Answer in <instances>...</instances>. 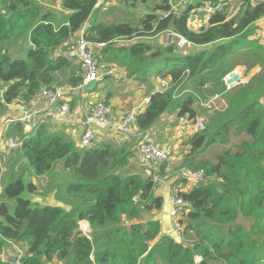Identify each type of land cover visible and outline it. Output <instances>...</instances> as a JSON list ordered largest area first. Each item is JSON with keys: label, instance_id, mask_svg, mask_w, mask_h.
<instances>
[{"label": "trees", "instance_id": "obj_1", "mask_svg": "<svg viewBox=\"0 0 264 264\" xmlns=\"http://www.w3.org/2000/svg\"><path fill=\"white\" fill-rule=\"evenodd\" d=\"M99 1L60 0V8L69 13L60 24L35 0H0V117L8 115L6 109L13 104L30 106L45 88L81 86L80 67L62 53L109 0ZM122 1L134 6L152 0ZM213 1L196 0L177 13L162 0L153 9L158 15L148 13L135 24L105 23L101 16L102 21L94 20L85 33L95 59L116 61L129 76L139 73L144 82L150 76L169 80V88L150 95L136 117L139 133L151 130L165 114L195 119V98L207 85H220L232 68L229 59L238 53H245L254 67L262 66L251 77L250 66L238 65L246 82L226 93L227 108L209 116L205 129L187 141L190 152L181 168L203 171L207 182L177 192L186 204L179 219L182 241L163 234L158 220L136 222L144 212L160 211L163 199L155 196L156 183L150 177L123 173L133 152L112 145L79 151L72 140L41 125L28 137L21 135L22 146L5 171L10 175L0 197V248L6 242L25 246L21 264H195L196 259L207 264H264V48L251 39L255 24L264 17V0L245 1L238 16L212 15L206 26L192 30V9ZM165 33L187 41L183 55L175 53L173 44L152 47L146 42ZM25 43L30 45L26 51ZM203 46L211 50H197ZM13 54L25 57L13 59ZM186 78L196 94L184 91L178 96L175 91ZM104 101L109 105L108 97ZM233 128L248 139L218 153L214 163L197 160L210 146L226 145ZM57 163L72 182L57 192L56 204L42 198L31 202L28 195L37 196V187L27 178L42 177ZM81 221L89 224V238L78 231Z\"/></svg>", "mask_w": 264, "mask_h": 264}, {"label": "built area", "instance_id": "obj_2", "mask_svg": "<svg viewBox=\"0 0 264 264\" xmlns=\"http://www.w3.org/2000/svg\"><path fill=\"white\" fill-rule=\"evenodd\" d=\"M235 0H214L212 3H205L198 6L191 11V16L197 15L202 18H208L212 15L223 14L225 9L231 5ZM186 4H180L177 8H173V12L179 13L184 10ZM176 9V10H175ZM166 17V16H165ZM89 26L87 24L73 36L70 47L66 53H62L80 67L82 73V84L77 89H68L66 87L45 88L38 96L43 102L42 107H30L28 109H21L19 116L14 118L16 124L20 125L25 137L36 131L41 125H44L47 118L55 116V119L60 124H65L71 130H80L81 135L75 142V147L79 151H84L90 148L97 129H112L117 134L129 136L134 129L136 121V114L134 112L126 114L118 124L114 125L111 122V108L107 105L103 98L98 97L94 103L81 115L74 111L69 106L68 96H71L74 91L77 94H83V87L89 82H99V68L96 59L91 51L93 44L86 40L85 33ZM178 50H182L187 42L183 38H172ZM103 47V45H96ZM225 93H228L244 84L242 73L237 70H230L221 79L220 82ZM169 88V80L160 81V90L166 91ZM96 90V88H95ZM82 96V95H81ZM209 103L218 99L217 96L209 98ZM56 110V112H55ZM12 123V119L6 120L5 124ZM4 124V125H5ZM4 125L0 128V175L4 176L7 155L13 151L19 150L22 146L23 138H15L12 134H5L3 131ZM196 129L198 131L203 129V125L197 122ZM136 152L141 160V169L144 175L150 177L155 183L164 184L165 181L170 180V185L173 186L175 182L180 181L186 184L187 188H194L201 184H206L207 180L203 171H194L187 168H181L172 178L160 177L159 171L165 164H167L174 155V150L171 144H156L151 137V131L145 130L138 132V143ZM2 192V178H0V197ZM36 200V199H35ZM33 202V201H31ZM169 210L168 216L173 222L174 230L178 235L182 234V227L179 223L181 215L186 211V204L177 197V192L168 190ZM78 231L82 236L89 238L90 228L87 222H79ZM0 240H3L0 238ZM25 254L20 244L13 242H6L5 247L0 248V261L7 262L9 258H13L14 264H21V259ZM10 256V257H9ZM200 259L195 260L198 264Z\"/></svg>", "mask_w": 264, "mask_h": 264}, {"label": "crops", "instance_id": "obj_3", "mask_svg": "<svg viewBox=\"0 0 264 264\" xmlns=\"http://www.w3.org/2000/svg\"><path fill=\"white\" fill-rule=\"evenodd\" d=\"M35 1L43 5V7L47 11H50L51 13H53L56 16V19L60 24H64L69 13L63 11L60 8V0H35ZM99 2L100 4H102L104 0H100ZM110 7H113V6H110V3L105 2L104 7L101 8L99 11H97L95 14H93L89 18L87 25L88 26L89 24L91 25V23L94 20L96 21L103 20L104 22V20L107 18V14H105V12ZM110 10H112V8H110L109 11ZM99 13L101 14L98 16ZM101 16H102V20L100 18ZM141 19H143V17L139 18V20ZM120 21H123V19H121ZM255 28L256 29L251 39L258 40L259 44L262 45L264 48V17L255 24ZM170 34L171 33L163 34L166 37V42L164 44L163 43L159 44L158 47L160 46L164 47L167 45L175 44L172 42V36ZM146 40L148 41L149 38ZM168 40L170 42L169 44H167ZM178 51L179 50L177 48V52ZM101 62H103V59H101ZM104 65L108 66V71H104L101 68L99 69L100 78L96 86V90H94L93 92L89 94H84V93L77 94V92L74 91V93L71 96H68L69 103H71L73 107L72 109L81 115H83L86 112V110L90 107L92 103L95 102V100L98 97H101V96L104 98L108 97V104L111 108V121H112V124L116 125L128 113L134 112L136 116H138V114H140L145 109L150 95H152L155 92L161 91L160 90V80L158 77L150 76L149 78L145 79V82H144L142 81L143 78L141 77L139 73L129 76L127 69L119 65L116 61L108 62L107 64L104 63ZM259 69H260L259 66H255L254 68H251L249 71L250 75L253 76ZM32 106L42 107L43 102L40 100L39 97H37L35 101L31 103L29 108ZM21 109H23L22 106L17 105V104L8 106L6 109L8 112V115L7 117L3 119V121H0V127H2L5 124L6 120H10L12 115L19 116ZM174 115L176 114H170V115L166 114L162 116L161 118H159L155 126L150 131H151L152 140L156 144H161V145L166 144V143L171 144L174 150V154H175V145L179 143V140H176V141L174 139H171L170 141L163 140L164 136L168 132V127L179 123L180 125L178 127H181L182 129L178 131V127H175L177 128L175 129V131L176 132L178 131V133L184 135L185 139L188 136L191 138L196 133V131L194 130L192 125H190L191 120H188V118L186 117L177 118ZM174 117H176V119H174ZM170 119H173V120L169 121ZM44 126H45L44 129L47 132L57 133L61 136H64L67 140H72L74 144L81 135L80 130L73 131L69 129L67 125L60 124L55 119V116H51L47 118V120L44 123ZM182 135H180V137L179 135L177 136L180 139ZM137 143H138V132L136 131L135 128L133 129L132 134L129 136L119 135L112 129H97L91 146L92 147H103L107 145L109 146L112 145L115 147H122L126 149L127 151L133 152V157L129 160V164L124 169L123 173H126V174L137 173L138 174V173H142V169H141V160L139 158V155L136 152ZM170 183L171 181L167 180V182L165 181L164 184H160V183L158 184V187H157L158 193L155 191V196L161 197L163 199V204H162L161 210L158 211V214L152 220H158L160 222L163 234L171 235L173 237L172 234H169L170 229H171V222L168 216V210H169L168 190L172 191L171 188L174 187L175 192H178V191L188 192V190H190L191 188H187L185 186L183 188V185L171 186ZM38 201H40V199H38Z\"/></svg>", "mask_w": 264, "mask_h": 264}, {"label": "rangeland", "instance_id": "obj_4", "mask_svg": "<svg viewBox=\"0 0 264 264\" xmlns=\"http://www.w3.org/2000/svg\"><path fill=\"white\" fill-rule=\"evenodd\" d=\"M195 1L196 0H166V3L169 4V6L171 7V10H172L175 7L177 8L180 4H186V6H188L190 4L195 3ZM245 1H249L250 3L254 4L258 0H235L231 5H229L225 9L224 14H226V16H238L239 13L241 12V9L244 7ZM107 2L110 3V6H113V7H110V8H112V12L109 11L110 8H108L107 11L105 12V14H107V18L105 19L104 22H106V23L119 22L121 19H123L124 22H130L132 24H135L138 22L140 17L144 18L145 15H147L148 13H153L154 7L158 4H161L162 0H152V1L148 2L147 4H141L140 2H137L134 6H130L129 3H126L122 0H109ZM154 13L158 15L160 12H154ZM100 14L101 13H99L98 16ZM206 24H207V18H205V17L202 18V16H197V15L190 16V19L188 22L189 27L194 31L198 30L199 28L206 26ZM170 35H172V34H170ZM137 40H139V39H135L132 42H127V41L121 40V41H119V44L129 45V44L134 43ZM146 42L148 44H150L152 47H158L159 44H162V43L164 44L166 42V37H165V35L160 34L154 38L149 39L148 41L146 40ZM169 43L170 42L168 40L167 44H169ZM173 46H174V51L176 54L183 55V51H182V53H181V51L177 52V47L175 46V44H173ZM24 48L26 51L27 49L30 48V45L28 43H25ZM207 49L211 50V47L210 46H203V47H199L197 50H206L207 51ZM24 57H25V55L17 56L16 54L15 55L13 54V59H16V58L23 59ZM96 60H97L99 69L101 68L104 71H108L107 65L101 64V60H99V59H96ZM240 64H242L244 69H247L249 66L251 68H254V66L252 63H250L246 59L245 53H242V52H240L237 55H235L234 57H232V59H229V61H228L229 68L232 67L231 70H237L240 74L242 73L244 83H245L246 82V77L244 76L245 72H242L239 69L238 65H240ZM257 66H259V65H257ZM259 67H260V69L253 76L260 73L262 66H259ZM253 76H251V77H253ZM262 76H264V74ZM99 89H100V87H99ZM184 91H192L193 93L196 94V92L194 90L193 82L190 81L189 78H186L185 83L181 86V88L179 90H176L175 92H178L177 93L178 96H181V95H183ZM225 92L226 91L223 90L221 84L218 87H212L210 85H207L202 90V96L197 95V98H195L194 105H193V109L196 111V118L195 119H189L188 118V120H191L190 125H192V127L194 128V130L196 132H201L202 130L205 129L209 116H211L212 114L221 113L227 108L226 96L228 93L226 94ZM212 96L213 97L217 96L218 99L213 100L211 103H209V100H210L209 98H211ZM101 98L104 99V97H102V96H101ZM261 102L264 105V99ZM22 108L28 109L29 106L28 107L22 106ZM207 113H209V114H207ZM18 114H19V112H18ZM167 115H170V114H167ZM6 116H7V113H5L2 117H0V121H3V119ZM17 116L18 115H14V116L12 115V117L10 118V119H12V123L5 124L3 131H6V132L9 131L8 134H12L13 137L20 139L21 135H25V133L22 131V133L18 134V132H17L18 126L16 124V120H13L14 118H17ZM174 116H176V115H174ZM176 117H174V119H176ZM186 118H187V116H186ZM171 120H173V119H170L169 121H171ZM197 122H200L203 125V129L200 131L196 130V128H195ZM179 125L180 124L178 123V124L171 125L170 127H168V132L166 133V135L164 136V139H163L166 141H170L171 139H174L175 141L179 140V143L175 145V154L173 155L172 159L167 164H165V166H164V170H163L164 174L163 175L158 174L162 178H164V177L172 178L174 176V174L176 173V171L181 169L182 161L187 156V154H189V152H190L189 146H187L188 145L187 141L190 137L188 136L185 139L184 135L178 133V131H180L182 129L181 127H178ZM175 127H178L177 132L175 131V129H177ZM176 134L179 135V137H180V135H182L181 138L179 139ZM227 138H228V141H227L226 145L210 146L203 155H200L197 158V160H199V159H202L205 161L208 160V161L214 163L216 161L215 156L218 153H220L224 149L233 150V149H235V146L237 144H239L241 141L248 139L244 134H237L235 131V128H233V130L230 131ZM91 147L92 146H90V148ZM17 151L18 150L13 151L10 154V156L7 155V164L5 166L6 167L5 171L9 169L8 167L12 163L13 156L15 155V153ZM24 163L25 162L22 161L20 163V165L24 164ZM61 164L62 163H57L54 166V168L48 174H46L42 177H39V178L28 177L27 178L28 182H31L32 184H34L37 187V196L35 194L34 195H28L29 199L31 201L34 202L35 199H36L35 201H38L37 198L39 197L40 200L46 199L45 202L54 203V204L57 203V200H58L57 192H59V194H61L64 191V187L68 183L72 182V177L70 176V174H68L66 171H64L62 169ZM14 169L16 170L17 168L15 167ZM9 175H10V171H8V173L4 176L0 175V178H2V185H3V183L6 184L8 182ZM145 177H148V176L145 175ZM34 178H36V179H34ZM183 183L184 182L177 181L174 183V185L175 186L183 185V188H184V186L186 187V184L184 183L185 184L184 185ZM158 184L159 183H156V190H155L157 193H158V189H157ZM171 190H172V192H175L174 187H172ZM157 214H158V211H156V210H151L148 213L144 212L141 214L140 218L136 222L145 223L146 221H149V220H152L153 218H155ZM170 222H171V229H170L169 234H172L176 240L180 239L182 241L183 236H181V234H180V236H178V233H176L174 230L173 222L171 220H170ZM22 249L24 250L25 246L22 245ZM48 264H61V263L51 262Z\"/></svg>", "mask_w": 264, "mask_h": 264}, {"label": "water", "instance_id": "obj_5", "mask_svg": "<svg viewBox=\"0 0 264 264\" xmlns=\"http://www.w3.org/2000/svg\"><path fill=\"white\" fill-rule=\"evenodd\" d=\"M174 38H178L177 36L173 35ZM97 86V82L96 81H92V82H89L88 84H86L83 89H82V92L84 94H89L91 92H93L95 90ZM8 262L10 264H14V260L13 259H8ZM198 264H207L205 263L203 260L200 259V261L198 262Z\"/></svg>", "mask_w": 264, "mask_h": 264}, {"label": "clouds", "instance_id": "obj_6", "mask_svg": "<svg viewBox=\"0 0 264 264\" xmlns=\"http://www.w3.org/2000/svg\"><path fill=\"white\" fill-rule=\"evenodd\" d=\"M173 35H175V34H172L171 36H172V38H174L173 37ZM175 36H177V35H175ZM178 38H180L179 36H177ZM185 40V39H184ZM186 41V40H185ZM187 42V41H186ZM186 46H188V43H187V45ZM185 48V47H184ZM184 48L182 49V50H180L181 51V53H182V51L184 50ZM179 52V51H178ZM229 72V71H228ZM9 259H13V258H9ZM7 262H8V260H7ZM9 263V262H8ZM10 264V263H9Z\"/></svg>", "mask_w": 264, "mask_h": 264}]
</instances>
